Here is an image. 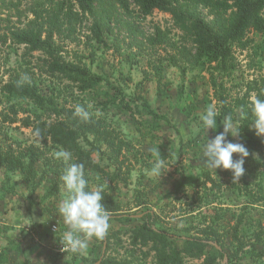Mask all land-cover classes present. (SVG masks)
<instances>
[{
	"label": "rangeland",
	"instance_id": "374dc122",
	"mask_svg": "<svg viewBox=\"0 0 264 264\" xmlns=\"http://www.w3.org/2000/svg\"><path fill=\"white\" fill-rule=\"evenodd\" d=\"M172 4L178 16L159 10L145 16L133 0L129 10L116 0H97L91 13L74 0H0V151L23 160L26 168L16 175L62 202L67 192L61 176L75 154L68 163L55 158L66 149L42 139L25 122H51L57 109L79 105L105 118L132 145L127 161H116L93 135L80 136V144L93 148L94 160L104 168L85 173L91 188H108L131 214H158L157 228L169 235V246L182 249L185 239L197 236L208 241L205 254L215 264H264V135L249 123L262 139L253 142L241 105L244 100L251 108L253 97L264 93V33L250 32L253 41L236 48L230 67L220 70L196 57L183 26L204 18L220 29L232 11L214 13L195 0ZM25 35L39 37L41 49L22 43ZM53 62L66 73L53 72ZM209 106L218 116L217 128L207 132L200 117ZM228 117L240 127V134L228 139L249 151L245 173L235 182L231 170L207 166L202 147L207 136L223 131ZM32 157L34 172L28 167ZM158 158L170 166L161 180L151 174ZM12 178L0 167V198L18 193ZM141 225L137 217H110L107 236L98 239L86 264L100 258L99 264H202L203 258L182 252L176 257L182 263L176 258L161 263L156 248L172 249L136 243L132 233Z\"/></svg>",
	"mask_w": 264,
	"mask_h": 264
},
{
	"label": "trees",
	"instance_id": "16d2710c",
	"mask_svg": "<svg viewBox=\"0 0 264 264\" xmlns=\"http://www.w3.org/2000/svg\"><path fill=\"white\" fill-rule=\"evenodd\" d=\"M79 8L84 12L93 10L97 0H74ZM122 8L129 10L130 0H116ZM176 0H133V3L139 8L140 12L147 16L151 15L155 10L167 12L174 16H178V12L173 8V2ZM197 3L205 6L211 12H228L232 11L231 18L222 28L216 29L214 25L204 18H197L191 24L183 26L185 30L191 33L193 42L196 45V57L199 60L204 58L212 63H216V67L220 70H227L235 59L236 48L245 49L248 44L253 41L249 37L250 32L264 33V0H195ZM36 36H23L22 43L34 44L36 49H41V42ZM159 40L154 39L152 43L156 44ZM53 72L66 73V70L58 62L51 65ZM257 97L264 99L263 94H257ZM246 112L245 131L254 143L262 141L249 130V123H253L251 108H248L245 101L241 102ZM75 107L63 106L56 110V119L54 121H46L36 119L34 121L27 120L25 126L32 128L34 133L39 130L42 139H47L62 148L75 154V162L84 166L85 173L88 171L103 172L104 168L94 160L93 148H84L80 142L81 135H93L94 138L106 145L111 157L116 161L120 159L127 161L126 152L132 147L127 137L115 127H113L105 118H96L88 115V119H83L74 114ZM250 121V122H249ZM124 163V162H122ZM35 158L32 157L28 167L31 172L35 171ZM5 167L9 172L23 171L26 166L23 160L15 153L0 151V167ZM85 178L88 180L86 174ZM10 179V176H7ZM27 181V179L25 177ZM214 181L213 178H209ZM89 182V181H88ZM90 190H95L90 187ZM103 200L105 208L108 210L110 217L116 218L118 221H131L136 217L142 221V225L135 229L132 233L133 240L142 246H148L150 243L170 247L172 252L166 249L156 248L161 263H169L173 261L178 252H182L196 258H203L202 264H215L216 259L213 256L205 254L207 240L192 236L185 239V246L178 249L176 246H169V235L157 228L159 215L151 210L143 211L139 214H131L123 209V206L110 193L108 188H103ZM51 195V194H48ZM107 236V235H106ZM109 242V237H108ZM170 253V254H169ZM173 256V257H172ZM178 259V258H176ZM182 263L181 259H178ZM105 264V263H102ZM108 264H126L125 262L113 260Z\"/></svg>",
	"mask_w": 264,
	"mask_h": 264
},
{
	"label": "clouds",
	"instance_id": "9594fccd",
	"mask_svg": "<svg viewBox=\"0 0 264 264\" xmlns=\"http://www.w3.org/2000/svg\"><path fill=\"white\" fill-rule=\"evenodd\" d=\"M251 111L254 117L253 126L257 135H264V99L253 97ZM75 115L88 119V112L81 106H76ZM218 112L215 106H209L200 119L204 128H217ZM223 131L217 133L213 138L207 139L203 144V155L206 157V164L211 169L231 170L233 182L239 181L244 175V163L249 156L247 147L240 142H232L229 136L237 137L240 134V127L234 124L231 117L223 121ZM39 135V130L36 132ZM238 154V159H233V154ZM55 158L68 163L72 160V153L67 150H60L54 153ZM170 166H166L163 158H158L152 168L151 174L161 177L167 172ZM67 192L59 206V214L63 217L68 230L63 233L60 243L73 253L84 252L89 246V241L95 237L103 239L110 228V214L102 203L103 186L90 190L88 180L85 178L84 166L81 163H68L61 176Z\"/></svg>",
	"mask_w": 264,
	"mask_h": 264
},
{
	"label": "crops",
	"instance_id": "0c3cea01",
	"mask_svg": "<svg viewBox=\"0 0 264 264\" xmlns=\"http://www.w3.org/2000/svg\"><path fill=\"white\" fill-rule=\"evenodd\" d=\"M9 173L18 193L0 198V264H86L98 239L93 237L82 253L63 247L60 238L68 226L58 211L61 202L40 185Z\"/></svg>",
	"mask_w": 264,
	"mask_h": 264
},
{
	"label": "water",
	"instance_id": "95a60500",
	"mask_svg": "<svg viewBox=\"0 0 264 264\" xmlns=\"http://www.w3.org/2000/svg\"><path fill=\"white\" fill-rule=\"evenodd\" d=\"M105 245H106V244H105ZM104 251H105V246H104V249H103V253H104ZM102 257H103V256H102ZM101 260H102V258H100V260H98V262H97L96 264H99Z\"/></svg>",
	"mask_w": 264,
	"mask_h": 264
}]
</instances>
